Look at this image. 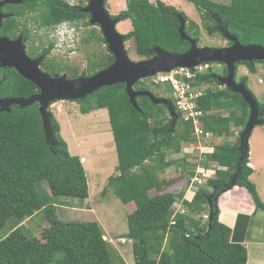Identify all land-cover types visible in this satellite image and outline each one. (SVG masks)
Segmentation results:
<instances>
[{
	"label": "trees",
	"instance_id": "1",
	"mask_svg": "<svg viewBox=\"0 0 264 264\" xmlns=\"http://www.w3.org/2000/svg\"><path fill=\"white\" fill-rule=\"evenodd\" d=\"M89 1V0H87ZM108 1V0H107ZM106 1V4H107ZM201 13L207 30H213L210 22L221 24L227 33L235 35L243 44L264 45V0H230L218 3L211 0H189ZM70 4L65 0H24L20 4H6L0 34L15 39L19 33L29 37V21L38 27L54 28L61 23L71 22L89 26L90 14L83 10L84 0ZM127 9L118 16L121 21L131 20L133 29L125 35L134 39L136 52L144 59L155 56L157 46L174 53L187 52L191 44L182 38V19L188 36L200 42L201 28L187 14L173 5L158 0H127ZM25 22H24V21ZM19 25H24L20 30ZM97 41L107 42L100 30L91 31ZM18 38V37H17ZM16 38V39H17ZM87 38L83 39L86 42ZM30 42L28 38L27 43ZM231 44L232 40L230 41ZM54 44L37 53L29 45L31 57L45 56L44 68L53 75L61 76L62 68L54 60L47 59ZM107 49L109 51L108 45ZM115 60L109 51L100 61H90L87 72L80 74L70 68L68 77L92 76L108 68ZM264 61H241L236 64V77L240 65H246L253 73L256 64ZM208 73H199L201 85L220 82L214 78L213 63ZM224 65V64H223ZM224 72L228 74L227 66ZM248 82V78L244 77ZM137 90H149L145 82ZM140 84V83H139ZM138 87V86H137ZM40 92L36 84L24 78L15 68L0 66V95L30 97ZM177 117L171 115L164 104H156L147 96L137 97L136 108L127 93L125 83L106 86L79 99L82 113L108 109L110 123L118 153V173L109 179V187L125 203L134 202L136 209L129 214L127 237L133 243L136 264H249L247 249L231 241V229L219 220L218 199L233 186L245 187L254 199L257 209L264 210L255 184L250 176L249 151L235 182L241 153L240 137L235 143L215 144L214 151L206 158L219 165L216 177L199 186L191 201L184 200L185 210L175 212L179 196L167 191L177 180L161 178L170 167L168 154L181 150L183 144L197 145L192 121H185L174 99ZM261 111L264 103L259 102ZM205 113L203 121L206 132L217 136H229L233 128L243 132L250 116V106L240 93L228 87L208 89L198 100ZM227 114H223V113ZM264 119V113L261 116ZM54 143L47 142L43 118L38 102L21 107L12 105L10 111L0 110V232L12 219L17 227L0 240V264H51L61 253L57 264H115L108 241L97 221H65L58 215V197L87 199L89 183L80 157L70 153L68 143L61 134V125L52 112ZM152 193L154 195H152ZM212 196L213 220L201 224L191 219L187 212H206ZM44 211L49 229L31 238L21 227L26 219ZM120 264H126L121 259Z\"/></svg>",
	"mask_w": 264,
	"mask_h": 264
},
{
	"label": "rangeland",
	"instance_id": "2",
	"mask_svg": "<svg viewBox=\"0 0 264 264\" xmlns=\"http://www.w3.org/2000/svg\"><path fill=\"white\" fill-rule=\"evenodd\" d=\"M65 1L71 4H79L78 0ZM126 1L127 0H108L106 8L110 16H118L126 10ZM151 1L156 3L158 0ZM161 1L184 11L190 20L195 21L199 25L201 28V39L198 43L199 47L226 48L228 46L229 42L227 39H230V37H228L227 30H223L222 32H219L216 28H213L211 31L207 30L203 23L201 13L192 2L189 0ZM211 1L218 3L230 2V0ZM88 4L89 1L84 0V8L87 7ZM210 24L212 27L215 26L213 22H210ZM28 26L34 30L33 32L35 34V40L30 42V46L32 45L37 53L41 52L44 47H48L49 43H56L47 59L54 60L59 64V69L62 68V75H68L70 68H77L80 70V74H83L87 72L91 60L100 61L101 58L110 51H108L107 45L104 44V42L97 41L91 36L92 30H95L97 33L101 30L98 25L91 24L85 26L82 22L67 23V26L71 29L70 39L69 37H59L56 32V27L50 29L40 28L33 21H29ZM223 27L225 28L224 25ZM117 29L123 35L128 34L133 29L131 20L128 19L119 22V24H117ZM84 38H87L86 42H83ZM125 46L129 57L132 60L140 61L144 59L137 54L134 39L127 40ZM263 64L264 63L257 64L258 72L252 73L248 71L246 75H244L248 78L249 88L254 93L256 92L255 95L257 100L261 103H264ZM224 68L225 66L223 64L213 63L211 71L222 76L224 74ZM43 70L52 75L50 71L48 72L46 70V68H43ZM245 70H248L247 66L241 65L239 67L238 79L243 77V72ZM260 79H263V82H260ZM139 83L134 86L135 89L141 87L142 84L144 85V83ZM213 84H216L217 86L211 88H220L217 83ZM148 87L149 91L158 98L169 99L170 96L172 97L170 88L165 85H148ZM51 111L61 125V134L68 143L71 155L81 158L90 188V194L87 199L58 197L59 203L64 204L56 205L58 211L63 208V211H60L58 215L61 214L60 218L65 221H97L101 225L105 239L109 243L114 263L120 264L121 257L123 256L128 264H136L133 243L127 237L129 232L128 217L129 214L136 209V206L135 204H132L134 202L125 204L117 196L114 188H112V186L109 187L110 177L118 173L117 166L119 161L108 109H103L101 112L96 110L88 114H83L82 104L77 102V100H57L52 105ZM223 114L227 113L225 112ZM236 130L239 131L236 138H239L241 136V128ZM227 139L229 138H226V140ZM193 148L199 157L201 149L197 148V146H193ZM205 154L206 153H202L201 155ZM170 156L168 157L169 159ZM165 170L166 172L161 174V178H163V176H170L171 174L179 173L178 170H175L174 168H166ZM202 178L206 180L203 184L205 186L207 184V179L204 176H202ZM171 180H173V178ZM167 191L174 192L177 196L180 194L179 190L173 186L168 187ZM152 195L154 194L152 193ZM182 200L184 202L185 196ZM178 211L175 209L176 213L180 214L184 212L180 209ZM211 215L210 207V210L208 208L204 214L205 222H210ZM26 220H29V218ZM26 225H21V227L31 238L40 237L42 234L44 237L43 239L46 238L45 236L49 229V224L43 210L33 216ZM10 227V221H8L0 232V240L7 236ZM62 256L61 253L57 254L55 262L51 264H57L56 262L61 260Z\"/></svg>",
	"mask_w": 264,
	"mask_h": 264
},
{
	"label": "water",
	"instance_id": "3",
	"mask_svg": "<svg viewBox=\"0 0 264 264\" xmlns=\"http://www.w3.org/2000/svg\"><path fill=\"white\" fill-rule=\"evenodd\" d=\"M24 0H0V30L3 20L7 15L2 11L6 4H19ZM107 0H89L83 10L90 14V23L98 25L107 42L110 52L114 55V62L106 69L92 76L81 75L69 78L68 75L53 76L45 72L40 63L43 57L34 59L29 56L26 44L22 37L15 40L0 34V66L2 68H15L24 78L38 86L40 92L30 97H5L0 96L1 111H10L12 105L21 107L30 106L36 102L40 104L44 130L47 142L53 145L54 131L52 128L51 107L57 100H79L95 93L103 87L125 83L131 102L138 107L137 97L147 96L156 104L168 106L172 116L177 117L173 104L168 98H158L149 90H136L134 86L143 79L156 75L159 72H170L177 67H194L202 63H220L227 66L228 74L220 76L213 74L212 78L226 85L232 91L240 93L250 106V116L240 136L239 151L241 157L238 172L232 180L235 184L242 169V163L249 151V139L253 129L264 124L261 118L264 111L260 110L259 103L254 94L247 87L245 79L236 80V64L241 61H264V45L243 44L235 35L228 37L234 42L231 46L224 47H199L197 40L188 36L185 22L182 19L180 33L183 39L191 44L185 53L169 52L159 46L155 48V56L150 59L134 61L129 57L125 46V35L117 29L120 19L110 16L106 8ZM211 207L209 228L213 220L212 196L208 198Z\"/></svg>",
	"mask_w": 264,
	"mask_h": 264
},
{
	"label": "crops",
	"instance_id": "4",
	"mask_svg": "<svg viewBox=\"0 0 264 264\" xmlns=\"http://www.w3.org/2000/svg\"><path fill=\"white\" fill-rule=\"evenodd\" d=\"M257 64L256 68L258 72ZM248 71H250L249 68L243 72V79L246 77L244 75H246ZM260 82H263V79H260ZM246 84L249 88L247 81ZM249 90L251 89L249 88ZM251 92L256 97V92L254 93L252 90ZM101 110L103 109H98L97 111L101 112ZM239 128L241 127L233 128V133L229 136L215 137L213 135L212 138L197 145L183 144L180 152H172L168 154L166 158L171 164L168 169L174 168L175 170H178L179 173L171 174L170 176H163V178L167 180L176 178L177 180L172 186L178 189L179 192L183 190L185 192V200L191 201L196 195L199 186H203L206 182L203 178V182L200 183L196 181V178L204 176L208 181L209 178L216 177V171L219 169L218 163L208 160L206 154L213 153L215 144H222L224 142L235 143L237 141L236 136L239 133L236 129ZM226 138L229 139L226 140ZM193 146L200 147L201 154H206H200L198 157ZM169 156L170 159L168 158ZM248 165L252 169L250 179L255 184L258 193L264 202V124L256 126L250 136ZM165 172L166 170L163 173ZM175 207L176 211L179 209L184 211L185 206L183 200L179 199V202H177ZM218 208L220 222L231 229V241L242 244L247 249L248 263L264 264V210L257 209V205L248 190L242 186H233L231 189L220 195L218 199ZM60 211H63V208L60 209L58 213ZM187 214L191 219L195 220V224L199 221H201V224H204L206 221L204 219L205 212H187ZM30 219L31 218L25 220L21 225L25 226ZM9 221L11 225L9 228L10 233L17 227L18 222L15 219ZM121 259L128 264L125 257L122 256Z\"/></svg>",
	"mask_w": 264,
	"mask_h": 264
},
{
	"label": "built area",
	"instance_id": "5",
	"mask_svg": "<svg viewBox=\"0 0 264 264\" xmlns=\"http://www.w3.org/2000/svg\"><path fill=\"white\" fill-rule=\"evenodd\" d=\"M210 67V63H202L192 68L177 67L170 72H159L143 80V82L148 85H165L170 88L172 98L184 120L193 122L195 133L200 139V143L211 138L212 133L206 132L205 130L203 121L204 112L200 109L198 100L204 96L206 91L213 85H201L197 82V79L199 73H208ZM219 86L220 88L226 87V85ZM202 180V177L196 178V181L200 183L203 182Z\"/></svg>",
	"mask_w": 264,
	"mask_h": 264
},
{
	"label": "flooded vegetation",
	"instance_id": "6",
	"mask_svg": "<svg viewBox=\"0 0 264 264\" xmlns=\"http://www.w3.org/2000/svg\"><path fill=\"white\" fill-rule=\"evenodd\" d=\"M24 2V1H23ZM20 4V3H19ZM5 6H3V8H4ZM3 8H2V11H3ZM4 12V11H3ZM5 13V12H4ZM6 14V13H5ZM7 16H9V15H12V14H6ZM24 21V20H23ZM25 22V21H24ZM216 23L217 24H215V26L213 27V28H216L217 30H219V32H222L223 30H227V29H225L224 27H223V25L221 24V21L220 20H216ZM18 27H20L19 29L20 30H24V28H25V26L24 25H19ZM40 28H43V27H40ZM28 29L30 30V34L28 35L29 37H27V36H25L24 34H20L19 33V35L17 36L18 38L19 37H22V39H23V42L26 44V49H27V53H28V47H29V45H30V42H32V41H34L35 40V34H34V30H32L29 26H28ZM46 29V28H45ZM56 32H57V34L59 33V31H58V29L56 28ZM16 37V38H17ZM15 38V39H16ZM28 38H30V42L29 43H27V41H28ZM15 39H13V40H15ZM228 40V46H231L232 44L230 43V41H231V39H227ZM233 42V41H232ZM52 44H54V47H55V45H56V43L55 42H51ZM50 44V43H49ZM53 47V48H54ZM53 50V49H52ZM52 52V51H51ZM51 52H50V54H51ZM30 56V55H29ZM40 57H43V60L41 61V63H40V66H41V68L43 69L44 68V66H43V63H44V61H45V56H38V57H31V58H34V59H37V58H40ZM48 58V57H47ZM227 74H225V72H224V74L222 75V76H226ZM242 79L243 78H240V79H238V77H236V80H237V82H241L242 81ZM38 94V93H37ZM1 96V95H0ZM2 97V96H1ZM5 97H14V96H5ZM5 97H2V98H5ZM12 107V106H11ZM11 107H10V110H11ZM0 110H1V108H0Z\"/></svg>",
	"mask_w": 264,
	"mask_h": 264
},
{
	"label": "clouds",
	"instance_id": "7",
	"mask_svg": "<svg viewBox=\"0 0 264 264\" xmlns=\"http://www.w3.org/2000/svg\"><path fill=\"white\" fill-rule=\"evenodd\" d=\"M67 23H71V22H66V23H61L60 25H58V26H56V28L58 29V31H59V33H58V36L59 37H63V38H66V37H69V39H70V37H71V29H69V27L67 26ZM213 66V65H212ZM144 80V79H143ZM143 80H142V82H143ZM141 82V81H140ZM221 84V83H220ZM211 85H213V86H217L216 84H211ZM221 85H224V84H221ZM213 86H211V87H213ZM209 88V89H213V88ZM227 87V86H226ZM51 113H52V111H51ZM204 115H205V113H204ZM204 117V116H203ZM212 137H213V134H212ZM211 137V138H212ZM210 139V138H209ZM197 148H200V147H197Z\"/></svg>",
	"mask_w": 264,
	"mask_h": 264
}]
</instances>
